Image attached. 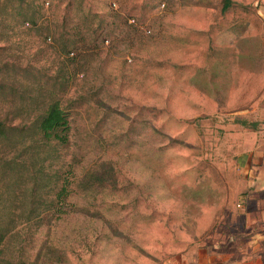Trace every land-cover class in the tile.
<instances>
[{"label":"rangeland","instance_id":"obj_1","mask_svg":"<svg viewBox=\"0 0 264 264\" xmlns=\"http://www.w3.org/2000/svg\"><path fill=\"white\" fill-rule=\"evenodd\" d=\"M255 1L0 0V105L25 94L19 84L52 87L61 23L104 34L67 91L83 95L68 144L49 159L50 173L76 176L73 194L41 212L27 264H175L214 238L206 235L223 225L225 206L213 202L239 171L228 113L243 100L232 92L227 103L225 93L232 80L245 84L241 36L254 13L244 9Z\"/></svg>","mask_w":264,"mask_h":264},{"label":"trees","instance_id":"obj_2","mask_svg":"<svg viewBox=\"0 0 264 264\" xmlns=\"http://www.w3.org/2000/svg\"><path fill=\"white\" fill-rule=\"evenodd\" d=\"M60 26L53 37L59 49L52 87L19 84L14 91L25 94L13 92L11 100L0 105V264H27L26 246L32 227L42 222L41 212L59 211L73 194L70 185L76 176L71 178L66 169L50 173L49 159L56 156L58 146L68 144L83 95L68 99L67 91L82 69L84 54L97 47L104 34L99 27L87 28L92 39L85 41L86 32L79 23L75 33L64 22ZM84 42L87 47L91 43L86 50ZM3 84L0 75V90ZM16 96L25 101L17 102Z\"/></svg>","mask_w":264,"mask_h":264},{"label":"crops","instance_id":"obj_3","mask_svg":"<svg viewBox=\"0 0 264 264\" xmlns=\"http://www.w3.org/2000/svg\"><path fill=\"white\" fill-rule=\"evenodd\" d=\"M245 7L247 13H254V19H244L241 36L251 57L239 69L245 84L239 88L232 80L225 93L227 103L232 100V92L243 100L228 113L233 129L228 133L229 148L238 156V175L225 176L227 195L213 202L225 206L217 216L223 225L206 235L214 238L208 239L205 247L202 240H196L177 256L175 264H264V0H256L251 9ZM226 33L229 38L234 32L230 29ZM237 115L240 119H235ZM235 201L240 202L239 209L231 212L230 205Z\"/></svg>","mask_w":264,"mask_h":264}]
</instances>
